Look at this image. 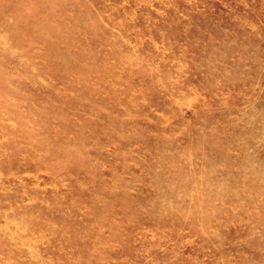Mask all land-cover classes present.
<instances>
[{
    "label": "rangeland",
    "instance_id": "1",
    "mask_svg": "<svg viewBox=\"0 0 264 264\" xmlns=\"http://www.w3.org/2000/svg\"><path fill=\"white\" fill-rule=\"evenodd\" d=\"M0 264H264V0H0Z\"/></svg>",
    "mask_w": 264,
    "mask_h": 264
}]
</instances>
